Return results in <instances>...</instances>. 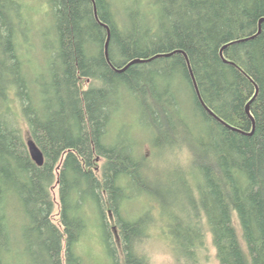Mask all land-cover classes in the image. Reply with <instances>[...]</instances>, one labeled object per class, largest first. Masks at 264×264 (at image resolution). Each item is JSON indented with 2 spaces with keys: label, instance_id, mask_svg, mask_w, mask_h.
I'll return each instance as SVG.
<instances>
[{
  "label": "trees",
  "instance_id": "16d2710c",
  "mask_svg": "<svg viewBox=\"0 0 264 264\" xmlns=\"http://www.w3.org/2000/svg\"><path fill=\"white\" fill-rule=\"evenodd\" d=\"M46 1L55 43L36 67L20 49L31 12L0 0V264H88L80 244L100 232L106 264H152L151 211L124 214L141 195L169 218L175 264H205L206 233L219 264H264V0H130L121 16L112 0ZM125 99L154 147L189 154L182 214L166 208L134 139L112 129Z\"/></svg>",
  "mask_w": 264,
  "mask_h": 264
},
{
  "label": "rangeland",
  "instance_id": "374dc122",
  "mask_svg": "<svg viewBox=\"0 0 264 264\" xmlns=\"http://www.w3.org/2000/svg\"><path fill=\"white\" fill-rule=\"evenodd\" d=\"M25 6L31 12V19L33 23L25 27L27 39L21 41L20 49L23 51L31 66L39 67L43 65V57L46 51H51V46L55 43V35L53 34V22L50 16V10L46 0H23ZM113 5L117 9L118 16L122 15L124 7L133 9L130 0H112ZM145 4V0H142ZM182 95L187 91L186 85L183 84ZM185 107L190 110V99L185 94ZM138 106L136 102L130 99H125L115 115L112 123L113 131L121 128L124 136L127 139L132 137L135 141V153L137 159L144 162L146 171L153 176L152 184L156 186L166 200V208L170 209L172 214L177 212L182 214L179 210L180 205L186 204V187L184 185L185 167L189 163V154L187 151H172L169 149L159 150L152 145L153 137L148 132V129L141 123L140 115L138 113ZM19 123L22 126L25 139H29V132L26 122L19 116ZM111 129V130H112ZM189 186L192 181L186 176ZM185 189V190H184ZM150 210L152 221L149 228V236L145 241L144 250L148 254L152 264H175L172 250L170 248V240L168 234L164 230L163 220L168 222L167 216H163V220L159 218L163 212L161 203L152 201L149 197L143 195L137 196L126 204L124 214L127 216H134L139 212ZM155 213V214H154ZM234 224L237 228L239 237L246 248L244 240L241 235V228L234 212ZM97 223H98V219ZM237 220V221H236ZM92 237H85L80 244L82 255L85 263L88 264H106V257L103 252V244L101 241L102 233L100 232V239L96 235ZM205 250L203 252V261L205 264H219L216 257V251L212 243V237L206 233ZM15 264H30L25 258H17Z\"/></svg>",
  "mask_w": 264,
  "mask_h": 264
},
{
  "label": "water",
  "instance_id": "95a60500",
  "mask_svg": "<svg viewBox=\"0 0 264 264\" xmlns=\"http://www.w3.org/2000/svg\"><path fill=\"white\" fill-rule=\"evenodd\" d=\"M94 2V0H92ZM94 11H95V17L98 19V16L96 14V8L94 6ZM264 21V18H262L260 21H259V25L260 23ZM102 25L106 28L107 30V36H106V40H105V43H104V54H105V57L106 59L109 61V55H108V45H109V40H110V29L108 27V25L102 23ZM260 32V27H259V31ZM176 52H182V51H173L171 53H164V54H157L149 59H133L132 61H130L129 63H127L124 67L120 68V69H116V71L118 72H122L124 70H126L130 65L132 64H136V63H141V62H146V61H150L152 60L153 58H156L158 56H169L173 53H176ZM222 53V51H221ZM190 75H191V78H192V81H193V85H194V88H195V91L197 93V96H198V99L202 105V107L210 114L212 115L214 118H216L217 120L223 122L218 116H216L205 104L204 102L202 101L201 97H200V94L198 92V88H197V85H196V82L194 80V77H193V74L192 72L190 71ZM246 113L250 115L249 113V104L246 106ZM224 123V122H223ZM26 146H27V150H28V153H29V156L30 158L32 159V161L37 164V165H42L44 163V157H43V154H42V151L40 150V148L36 145L35 141L32 139V138H29L26 140Z\"/></svg>",
  "mask_w": 264,
  "mask_h": 264
}]
</instances>
